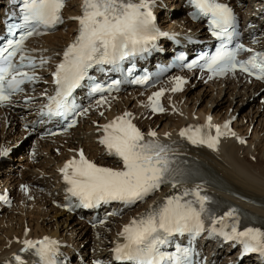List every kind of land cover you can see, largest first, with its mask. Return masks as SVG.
I'll return each mask as SVG.
<instances>
[{
	"label": "snow or ice",
	"instance_id": "1",
	"mask_svg": "<svg viewBox=\"0 0 264 264\" xmlns=\"http://www.w3.org/2000/svg\"><path fill=\"white\" fill-rule=\"evenodd\" d=\"M189 3L194 9L190 13L192 18H207L211 34L221 42L215 55L208 58L207 70L214 76L239 70L264 81V53L253 52L248 59L240 60L238 56L242 52H252V49L243 44L230 47L236 35L233 9L218 0H189ZM64 6L65 0H23L22 22L9 25L7 35L12 38L0 44V105L10 102L14 94L23 91V85L39 79L36 69L48 61L41 57L37 65V60L26 53L25 41L62 24ZM152 8L151 0H83L82 14L73 18L79 24L78 34L56 65L52 77L55 94L48 97L41 115L66 119L76 112L73 94L81 87L87 86L92 94L118 88L120 81L104 86L95 82L89 71L106 72L109 69L105 66L115 69L129 57L154 46L157 38L165 33L157 28ZM193 66L188 65L189 68ZM86 80L89 83L84 85ZM184 83L177 77L172 91H180ZM163 94L161 90L149 98L154 112L164 111L159 104ZM74 125L73 120L68 127ZM211 129L209 118L203 128L190 126L182 129L179 135L193 145H204L213 151L217 150L221 137L236 136L228 123L223 128L216 126L215 135L211 134ZM102 131L99 142L108 155L118 159L120 167L98 166L80 151L79 159L67 161L61 169L66 192L79 202V206L93 208L111 201L133 205L145 201L162 185L176 189L187 182L189 173L178 166L174 147L161 143L155 131H149L146 137L132 123L131 113L126 112L103 125ZM239 142L245 143L243 139ZM6 154V149L0 150V155ZM212 203L208 195L202 194L200 184L167 196L123 228L120 235L124 243L113 249L115 260L121 264H192V248L181 246L174 238L187 236L194 240L205 231L218 234L226 241L237 242L244 254L264 256V230L257 227L241 230L240 214L235 207L217 216L210 207ZM206 220L210 226L206 227ZM23 244L22 251H33L43 264H56L54 257L59 248L56 241L44 237L37 241L26 239ZM170 245H174V252L163 250ZM14 260L16 264H25L20 255Z\"/></svg>",
	"mask_w": 264,
	"mask_h": 264
},
{
	"label": "bare ground",
	"instance_id": "2",
	"mask_svg": "<svg viewBox=\"0 0 264 264\" xmlns=\"http://www.w3.org/2000/svg\"><path fill=\"white\" fill-rule=\"evenodd\" d=\"M226 1L234 6L238 5V2L248 5L252 2ZM1 3L3 1H0ZM151 3L156 4L160 24L164 29L175 31L181 37L184 34H192L200 41L207 40L203 28L189 21L185 11L176 4V0H151ZM81 4L80 0L70 1L66 8L68 16L76 15ZM238 11L241 13L240 9ZM170 14L172 17L168 18ZM74 30L72 27L67 32L62 30L55 35L46 36L37 41V46L44 48L48 55L57 57L74 37ZM176 78L177 76L170 77L163 84L167 108L165 116L148 115L151 92L132 90L119 94L108 105L93 112L91 119L72 135L65 139L39 142L33 162H30L28 155L30 146L22 140L25 132L21 130L19 115L11 113L9 128L0 118V150L9 147L20 153L16 160L10 153L0 155V188L10 189L15 195L12 209L7 210L0 206V263L23 249L24 240L34 241L44 236L59 238L62 244L67 246V253L73 264H87L86 260L94 257L96 253L109 257L112 243L118 240L121 229L128 225L132 218L143 213L150 203L157 202L174 191L172 187H167L130 214L94 229L53 206L54 201H60V197L55 196V193L60 192V169L68 157L77 156L79 149L84 148L86 154L98 166L120 167L118 162L109 159L104 152L99 142L100 128L93 123L97 121L103 125L126 112L132 114V120L146 137L149 131H155L157 139L163 144L172 145L177 156L193 157L200 161L219 182V188H215L219 195L231 200L244 211L255 213L258 219L264 221V85L245 83L239 78L213 84H204L203 79H200L189 84L184 83L180 91L174 92L172 88L175 87ZM180 78L185 80L184 77ZM209 118L211 131L214 132L216 126L223 128L224 124L228 123L236 136L221 137L216 151L206 146L193 145L180 137L182 129L190 126L204 127ZM240 139L245 143L241 144ZM20 142L24 143L21 149ZM56 149L59 150L58 153L55 152ZM14 161L20 164L17 165ZM14 167L19 169L15 174L10 172ZM21 183L42 186L46 192L38 194L32 190L31 194L26 196L18 189ZM194 187L188 184L179 185L177 188ZM218 245H205V248L218 255H226L229 252L225 247L220 248ZM233 255L235 254H227L226 260H231ZM253 263L254 259L249 257L243 264Z\"/></svg>",
	"mask_w": 264,
	"mask_h": 264
},
{
	"label": "rangeland",
	"instance_id": "3",
	"mask_svg": "<svg viewBox=\"0 0 264 264\" xmlns=\"http://www.w3.org/2000/svg\"><path fill=\"white\" fill-rule=\"evenodd\" d=\"M215 96H216V93H215ZM257 99H258V98H257ZM260 101H262V99H261ZM254 102H256V101H254ZM256 103H257V102H256ZM23 145H24V143H23V142H20V143H19V149H21V148L23 147ZM18 158H19V157H18V154H17V156H16V155L14 156V159H15V160L18 159ZM251 160H254V159L251 158ZM14 162H16L17 165L20 164V163L17 162V161H14ZM17 165H16V166H17ZM20 166H21V165H20ZM13 170H14V171H13ZM16 170H19V169H17L16 167H14V168H12V170H10V172L15 174V173H17ZM1 216H2V214L0 215V218H1ZM86 261H87V260H86Z\"/></svg>",
	"mask_w": 264,
	"mask_h": 264
}]
</instances>
